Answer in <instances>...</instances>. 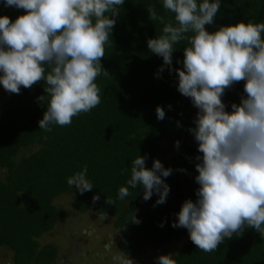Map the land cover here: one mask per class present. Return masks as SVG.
<instances>
[{
    "label": "clouds",
    "instance_id": "9594fccd",
    "mask_svg": "<svg viewBox=\"0 0 264 264\" xmlns=\"http://www.w3.org/2000/svg\"><path fill=\"white\" fill-rule=\"evenodd\" d=\"M3 3L23 9L25 14L14 22L0 16V85L9 93L19 94L21 87L30 89L44 82L46 95L37 101L44 106L48 98L47 110L38 122L46 132L54 125L69 126L73 117L97 107L101 89L95 81L101 74L109 75L102 59L125 0ZM162 6L174 14V19L165 20L154 5L146 6L149 20L164 25L159 36L148 39L147 47L163 59L157 78L165 68L170 74L175 72L178 92L190 98L198 110L195 126L187 131L202 153L195 157V182L200 186L197 199L183 202L171 226L187 229L191 242L206 253L215 252L226 239L242 236L245 229H254L264 238V23L241 21L210 32L206 25L214 24L221 0H162ZM181 42L187 45L183 48V66L173 68L175 46ZM242 81L243 94L229 112L223 97L226 90ZM156 115L163 121L165 109L157 106ZM177 126H181L179 122ZM146 160V155H139L131 161L130 178L127 186L119 188V200L131 196L130 189L141 187L144 201L158 196L153 207L166 203L170 192L166 178L173 169L159 159L148 168ZM127 171L122 169L121 175ZM87 173L85 165L67 178L69 187L75 186L80 195L94 188ZM100 199V193L94 195L93 205ZM104 202L116 205L112 197ZM97 216L100 221L109 218L104 210ZM130 223L139 225L141 220L134 214ZM113 243L106 244L105 251L97 255L102 259L111 255L112 264H134L122 251L111 252ZM173 255L178 253L160 255L156 264H176Z\"/></svg>",
    "mask_w": 264,
    "mask_h": 264
},
{
    "label": "trees",
    "instance_id": "16d2710c",
    "mask_svg": "<svg viewBox=\"0 0 264 264\" xmlns=\"http://www.w3.org/2000/svg\"><path fill=\"white\" fill-rule=\"evenodd\" d=\"M148 5H154L165 20L174 19V14L163 9L162 0H125L102 59L109 75L101 74L95 81L101 89V103L73 117L69 126L54 125L51 132L39 128L48 100L44 106L37 101L46 95L43 81L30 89L21 87L19 94L11 93L0 103V247L13 252L14 264H53L57 260L58 246L39 239L62 217L64 210L56 200L66 194L79 213L104 210L114 217L117 248L134 264V257L177 240L183 244L173 258L176 264H264V238L254 229H245L242 236L226 239L215 252L206 253L191 242L187 229L171 226L183 202L197 199L200 187L195 182V157L202 153L187 131L195 126L198 110L178 92L175 72L170 74L165 68L161 78L156 76L163 59L150 52L147 41L159 36L164 25L149 20ZM23 14V9L5 7L0 0V16L14 22ZM214 20L206 25L210 32L241 21L264 23V0H221ZM185 46L184 42L175 46L173 68L183 66ZM244 83L226 90L227 111L232 103H239ZM157 106L165 109L163 121L157 119ZM167 140L179 141L180 146L162 162L173 169L166 178L170 187L166 203L153 207L158 196L144 201L141 187L130 189L132 195L119 200L118 190L130 178L131 161L146 155V166L151 168ZM85 165L94 188L80 195L75 186L69 187L67 178ZM122 169L128 171L121 175ZM97 193L101 199L93 205ZM107 197L116 199V205L105 204ZM134 214L141 220L139 225L130 223Z\"/></svg>",
    "mask_w": 264,
    "mask_h": 264
},
{
    "label": "rangeland",
    "instance_id": "374dc122",
    "mask_svg": "<svg viewBox=\"0 0 264 264\" xmlns=\"http://www.w3.org/2000/svg\"><path fill=\"white\" fill-rule=\"evenodd\" d=\"M10 94L0 85V103ZM176 149L175 141L163 142L157 159L167 161ZM0 175H3L2 170ZM56 203L64 210L63 215L55 228L39 239L42 243L53 242L58 246L59 255L53 264H112L111 255L105 254L102 259L97 253L104 252V246L109 242H114L111 252H120L117 248L118 232L114 227V217L108 215L107 220L100 221L97 212L79 213L73 209L67 194L57 199ZM182 244L177 240L165 245V248L152 247L146 255L134 257V260L136 264H156L157 257L177 253ZM0 264H14L13 252L6 247H0Z\"/></svg>",
    "mask_w": 264,
    "mask_h": 264
}]
</instances>
